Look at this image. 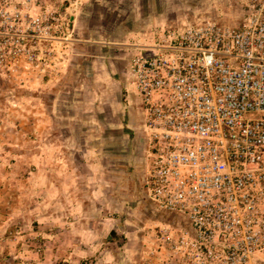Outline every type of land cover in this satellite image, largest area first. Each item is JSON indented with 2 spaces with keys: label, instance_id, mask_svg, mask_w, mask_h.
I'll return each instance as SVG.
<instances>
[{
  "label": "rangeland",
  "instance_id": "374dc122",
  "mask_svg": "<svg viewBox=\"0 0 264 264\" xmlns=\"http://www.w3.org/2000/svg\"><path fill=\"white\" fill-rule=\"evenodd\" d=\"M262 1L31 0V14L47 16L50 66L44 82L0 83V264H162L170 258L159 236L169 227L176 234L187 231V222L148 199L151 158L130 123L142 98L124 75L119 45L130 54L127 48L135 39H126L127 32L141 33L138 40L145 47L162 32H178L188 24L240 26ZM103 42L112 44L106 45V58L117 53L113 68L120 88L107 77L95 82L93 63ZM73 48L86 55H73ZM61 68L64 79L57 86ZM56 92L64 102L59 108ZM93 92L104 97L89 109L108 111L107 97L113 101V115L128 126L127 145L123 133L101 130L105 148L84 149L85 127L74 126L80 133L72 138L67 121L55 118L72 110L65 102L73 95L85 99ZM85 109L75 108L77 115Z\"/></svg>",
  "mask_w": 264,
  "mask_h": 264
},
{
  "label": "built area",
  "instance_id": "2783aa9c",
  "mask_svg": "<svg viewBox=\"0 0 264 264\" xmlns=\"http://www.w3.org/2000/svg\"><path fill=\"white\" fill-rule=\"evenodd\" d=\"M255 7L240 26L162 32L132 59L146 193L188 227L161 232L162 264H264V0ZM46 20L31 0H0V83L47 79Z\"/></svg>",
  "mask_w": 264,
  "mask_h": 264
},
{
  "label": "crops",
  "instance_id": "0c3cea01",
  "mask_svg": "<svg viewBox=\"0 0 264 264\" xmlns=\"http://www.w3.org/2000/svg\"><path fill=\"white\" fill-rule=\"evenodd\" d=\"M124 37H126V39L128 37H134L135 42H133L134 44L128 45L130 47L127 48V50L130 51V54L127 53V51L125 52V54L123 53L122 49V45L120 46V58L118 59V61L124 63V75L128 77H130V86L132 87L133 91L134 87H133V82L131 83L132 80V76L130 73V66L132 63V59L133 57H135L136 55L140 54L144 47H142L141 45H144L143 41L141 40L139 41L138 38L139 36L141 37V33L139 32H127L124 33ZM154 32L151 34V37L154 36ZM156 36V35H155ZM155 41V39H153V42ZM73 47H75V45L72 43ZM99 45L102 46H97V51L98 53L96 54V59L95 62L93 64H95L93 71L95 72V82L97 84L101 83V81L105 80L104 78L107 77L109 81V84H113L116 85L117 87H121L120 85V81H119V75L117 76L115 74V70L113 68V62L117 61V57H114L115 54H113V56H109L106 58L107 53L106 51H109L106 45H112V44H108L106 42L103 43H99ZM64 53V48H63V42L61 41V44H59V51H58V57H59V63L60 65H62L61 62V58L63 59V54ZM73 55L75 56H85L86 53L84 51H76L73 48ZM128 65V66H127ZM59 73L56 76V82H57V86L60 85L64 79V71L61 68L59 71ZM123 74H121L120 77H124ZM106 82V81H105ZM102 86V84L100 85ZM101 90V89H100ZM105 93V92H102ZM74 94V92H73ZM55 104L57 106V108H59V103H64L61 98H60V94L59 92H56L55 95ZM104 96L101 95L100 92H93L92 94L89 95V97H85V99H81L80 97L78 98V95H73L72 98H70L69 102H65V105L67 107V109H72L69 113H67L64 116H61L58 112L56 113L55 118L58 119H65L67 121L68 125H65L66 129L71 133L72 138L74 137L75 133H80L77 129H74V126L79 125V127L83 126L85 127L83 133L85 134V136L82 137V140L84 141L83 143V147L84 149L87 150H98L101 149L99 147H103L105 148V144L107 142H104L102 140V135L100 133V131L102 130L103 132L109 131V132H121L123 133V139H124V145H127L129 143V141L127 140V135H128V126H123L122 124H125L123 122V120L119 118H117V116L115 117L112 113V103L113 101L109 100L107 97V105H108V111H103L102 109L98 110V109H89L91 108L93 105L96 106L98 104V101L101 100ZM77 105H83L86 109L84 110L82 115H77L76 113V106ZM100 106V105H98ZM65 107V106H64ZM73 111V112H72ZM132 118L130 123L132 124V132L136 134L137 136V143L141 142V144L143 145V147L146 148V154H148V157H152L151 156V151H149V145H148V141L147 143L145 142V133H144V126H143V110H142V103L141 104H135L133 106V110H132ZM66 121L64 123H66ZM81 125V126H80ZM141 139V141L139 140ZM147 140V139H146ZM112 139L109 138L108 143L111 142ZM139 144V143H138ZM148 146V147H147ZM71 148L76 149L77 145L74 144V141L72 140L71 142ZM149 148V149H148ZM95 153V151L93 152ZM99 153V151H98ZM91 155V154H90Z\"/></svg>",
  "mask_w": 264,
  "mask_h": 264
}]
</instances>
